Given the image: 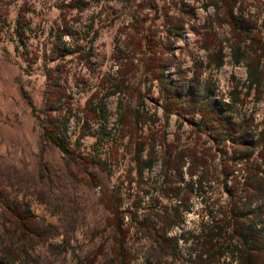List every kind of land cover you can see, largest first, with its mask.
Wrapping results in <instances>:
<instances>
[{
  "label": "rangeland",
  "instance_id": "374dc122",
  "mask_svg": "<svg viewBox=\"0 0 264 264\" xmlns=\"http://www.w3.org/2000/svg\"><path fill=\"white\" fill-rule=\"evenodd\" d=\"M253 3L256 6L252 7L253 23L264 32V8L258 1L250 0L249 4ZM77 4H84L86 9L75 10L73 5ZM206 4L205 0L185 3L181 0H0V233L3 232V205L8 201L27 204L39 219L56 225L71 238V246L77 254L98 252L101 246L98 264H111L112 228L107 222L109 213L101 187H105L108 195L119 190L123 210L130 209L142 218L148 210L155 212L157 205L151 194H145L153 193L164 182L158 162L138 184L131 162L136 142L155 147L153 152H172L173 155L201 152L200 161L207 165L205 168L209 167L210 171L217 168V173L232 163L230 160L237 147L227 141L220 142L226 138L221 136L225 135L221 126L212 140L210 134L200 128L199 116L175 114L165 119V101L159 84L152 81L149 66L139 61L153 58L149 65L156 66L159 62L158 66L165 69L169 80L192 85L199 92L211 90L217 102L227 104L230 92L235 93L234 97L239 94L242 99L246 92L247 68L244 64H233L226 48L227 29L217 22L212 24L215 10L206 9ZM21 17L27 26L23 38L15 32ZM175 27L180 28V36L176 35ZM207 31L215 34L211 38L212 50L225 56L220 69L208 66L207 53L201 50L203 43L197 34ZM62 32L71 36L60 41L58 35ZM143 36L147 39L138 47ZM120 59L135 62L123 70L124 94L106 100L108 120L98 125L74 120L70 127L73 144L83 132L87 134L79 148L72 146L76 154H119V168L112 174H98L102 186L89 188L86 185L88 173L67 167L60 151L42 141L32 108L21 95V88L29 92L36 108H42L46 70L58 69L63 78H69L61 84L63 92L72 95L74 109L83 108L97 90L100 97L104 95L101 88L108 80H101L117 70L112 68ZM120 103L130 112L127 125L118 119ZM243 104L231 108L232 123L242 132V137L247 134L251 117L256 125L264 122V89L252 92ZM122 128L125 134L130 131L131 136L122 139ZM98 130L102 132L100 144L110 147L95 146L94 136ZM208 152H212L214 158ZM185 160L186 163L172 164L183 167L182 175L165 182L183 181L182 188L189 191L196 179L187 174L192 163ZM210 174L205 179H209ZM239 182L242 180L234 178L225 186V176H217L211 184L213 194H205L203 198L220 200L222 205H227L233 184L238 188ZM193 194L192 211L186 215L189 227L204 207L196 193ZM159 202V207L167 204V201ZM127 217L126 227L130 226L133 236L137 221L131 225V217ZM178 233V229L173 231L174 235ZM130 242L134 248L138 247L134 239ZM54 245L63 246L62 239L36 248L34 256L38 264H76L72 248L68 255H51L49 251ZM167 264L181 263L170 259Z\"/></svg>",
  "mask_w": 264,
  "mask_h": 264
},
{
  "label": "trees",
  "instance_id": "16d2710c",
  "mask_svg": "<svg viewBox=\"0 0 264 264\" xmlns=\"http://www.w3.org/2000/svg\"><path fill=\"white\" fill-rule=\"evenodd\" d=\"M186 1L181 0V3ZM251 1H258L264 8V0ZM205 2L206 9L212 7L215 10L212 24L217 22L220 27L227 29L229 38L226 40L228 43L226 48L233 64L236 66L244 64L247 68L246 92L242 99L239 94L234 97L235 93L230 92L227 104L217 102L211 90L199 92L192 85L185 86L169 80L165 69L158 66L159 62L156 66L149 65L150 61H154L153 58L139 61L142 65L149 66L152 81L159 84L161 97L165 101V119L168 120L175 114L179 117L183 114L193 118L199 116L200 128L209 133L212 140H215L214 135L221 126L225 130V135L221 136L226 138L219 141L230 142L237 148L234 149L232 159L230 158L232 163L217 173V168L212 171L209 167L205 168L207 165L200 161L201 152H189L186 155L153 152L155 147L148 148L145 143L136 142V152H133L131 162L134 164L132 172H135L138 184L143 181L146 173L152 172L156 163L159 162L161 165L164 182L155 188L153 193L145 194H151V199L156 200L155 212L148 210L149 212H145L140 218L130 209L123 210L122 193L113 190L108 195L100 183L98 174L106 172L112 174L119 168L118 152L106 156L100 152L76 154L72 146L79 148L81 140L87 134L83 132L74 144L70 137V127L74 120L77 122L85 120L96 125L108 120L106 100L111 97L120 98L124 94L123 70L127 69L128 65H133L135 60L117 61L112 68L117 70L106 74L101 80V82L104 79L108 80L106 86L101 88L102 92L105 91L104 95L100 97L97 90L88 98L83 108L78 106L74 109L72 95L63 92L61 84L63 80L68 82L69 78L67 76L63 78L58 69L46 70L47 86L42 108H36L29 92L21 88V95L32 108L42 141L60 151L67 167L81 173L85 170L88 173L86 185L89 188L102 186L104 205L109 213L107 222L112 228L109 244L111 264H139L140 261H143V264H167L170 259L181 264H264V127L259 128L264 126V122L259 124L260 126L256 125L251 117L246 128L247 134L242 137V132H239L237 126L232 123L231 111L233 107L244 105V100L248 99L252 92L264 89V32L255 28L252 7L256 6L254 3L249 4L250 0ZM77 5H73L75 10L82 12L86 9L84 4ZM15 30L19 38L24 37L27 26L23 24L22 17L18 19ZM175 31L176 35L180 36V28L175 27ZM197 35L201 36L203 43L201 50L207 53L208 66L214 65L217 69L223 67L225 56L211 48V38L215 34L207 31ZM65 36L71 35L59 33V40L62 41ZM143 37V40L139 39L138 47L146 41L147 36ZM118 113V119L127 125L130 112L122 103L119 104ZM120 131L122 139L131 136L130 131H127V134L123 128ZM94 137L95 146L110 147L107 146L109 144H100L102 132L100 134L99 130ZM211 153L208 152V155L214 158ZM185 159L192 163L187 174L196 179L190 192L182 188L183 181L165 182L182 175L183 167H174L172 164L186 163ZM209 174L210 178L205 179ZM217 176H225V186L234 178L242 180L238 188L233 184L231 201L227 205H222L220 200L203 198L205 194H213L211 184L216 181ZM132 183L133 180L131 185ZM194 192L204 207L198 219L193 222V226L189 227L186 215L192 211L190 201ZM159 201H167V204L159 207L161 203ZM2 209L0 264H38V259L34 256L36 248L56 239H62L63 246H52L49 251L51 255H68L72 248L76 264H98L101 246L98 252L77 254L71 246L72 239L63 234L56 225L39 219L27 204L8 201ZM127 215L129 217L135 215L130 219L131 225L137 221L135 224L137 231L133 236L130 226L126 227ZM176 229L180 233L174 235L173 231ZM133 239L138 245L137 248L130 242Z\"/></svg>",
  "mask_w": 264,
  "mask_h": 264
}]
</instances>
